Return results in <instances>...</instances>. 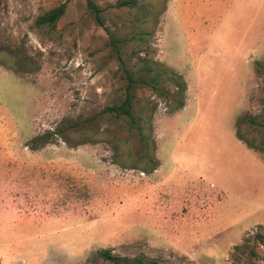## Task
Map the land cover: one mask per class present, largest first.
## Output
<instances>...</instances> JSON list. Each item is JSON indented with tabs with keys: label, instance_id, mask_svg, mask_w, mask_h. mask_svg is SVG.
<instances>
[{
	"label": "rangeland",
	"instance_id": "374dc122",
	"mask_svg": "<svg viewBox=\"0 0 264 264\" xmlns=\"http://www.w3.org/2000/svg\"><path fill=\"white\" fill-rule=\"evenodd\" d=\"M116 1L0 0V264H264V0Z\"/></svg>",
	"mask_w": 264,
	"mask_h": 264
},
{
	"label": "trees",
	"instance_id": "16d2710c",
	"mask_svg": "<svg viewBox=\"0 0 264 264\" xmlns=\"http://www.w3.org/2000/svg\"><path fill=\"white\" fill-rule=\"evenodd\" d=\"M134 2L131 0H118L115 2L116 6H123V5H132ZM87 5L91 12L93 13L94 19L99 25H102V21L99 18V9L95 7L94 4L91 2H87ZM64 4L60 3L56 5L55 7L41 13L37 18H36V23L37 24H49L52 25L58 18L59 16L63 13L64 11ZM132 81L129 79L128 83H126V89H125V95L122 101L118 105L110 106L107 108L111 113L114 115H123L126 118L130 119L132 118L131 114V94L129 92V87L130 83ZM177 86L178 90L182 91L183 90V84L181 82L177 81ZM181 103H178L176 105V108L180 106ZM98 256H100L102 259L107 260L108 262L112 264H125L129 262L127 259H121V257L114 256L112 255L108 250L102 249V250H97L96 252ZM134 264H143V262L140 259L134 260Z\"/></svg>",
	"mask_w": 264,
	"mask_h": 264
}]
</instances>
